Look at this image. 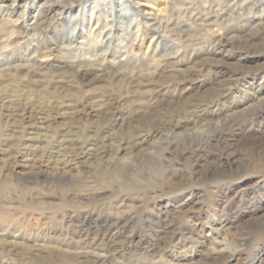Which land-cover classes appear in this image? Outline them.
I'll list each match as a JSON object with an SVG mask.
<instances>
[{"label": "rangeland", "instance_id": "rangeland-1", "mask_svg": "<svg viewBox=\"0 0 264 264\" xmlns=\"http://www.w3.org/2000/svg\"><path fill=\"white\" fill-rule=\"evenodd\" d=\"M0 264H264V0H0Z\"/></svg>", "mask_w": 264, "mask_h": 264}, {"label": "bare ground", "instance_id": "bare-ground-1", "mask_svg": "<svg viewBox=\"0 0 264 264\" xmlns=\"http://www.w3.org/2000/svg\"><path fill=\"white\" fill-rule=\"evenodd\" d=\"M187 35V34H186ZM82 72V71H81ZM90 72L86 70V72L84 73H80V77H84L86 75H88ZM182 114V113H181ZM162 125V124H161ZM173 126H178V124H174ZM165 128V127H163ZM222 128V129H221ZM219 128L221 131H224V129H230L231 128V125L229 123H226L225 125V128L221 127ZM204 142H205V139L201 137V135H198V136H194V138L191 139V142L189 143H192V145L194 147H201L202 145H204ZM186 143V142H185ZM75 175V176H73ZM71 174L69 175L70 177V182H73L75 185H78L79 183L82 182V178H81V175H77V174ZM62 179V178H61ZM148 248V247H147Z\"/></svg>", "mask_w": 264, "mask_h": 264}]
</instances>
